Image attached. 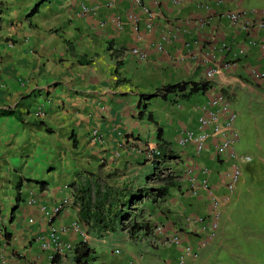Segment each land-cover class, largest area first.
Returning a JSON list of instances; mask_svg holds the SVG:
<instances>
[{
    "label": "crops",
    "instance_id": "obj_1",
    "mask_svg": "<svg viewBox=\"0 0 264 264\" xmlns=\"http://www.w3.org/2000/svg\"><path fill=\"white\" fill-rule=\"evenodd\" d=\"M40 1L0 0V108L16 107L19 117H0V255H4L3 259L10 262L8 257L14 254L19 264L33 260L46 264L45 254L39 252L33 240L47 229L48 221L68 224L77 216L72 202L56 218L52 214L63 197L71 196L68 186L76 174L95 172L106 162L107 169L113 167L123 172L125 167V173L116 181L124 182L128 178L134 187L146 184L143 177L151 172L152 166L150 162L140 164L138 150L154 145L156 138L146 132L145 114L162 129L163 139L178 157L177 162L173 160L166 165L179 174L181 227L185 216L202 214L207 202L204 197L187 196L184 171L190 169L199 177L200 168L207 167L213 189L223 194L225 179L220 172L221 164L213 157L211 148L198 157L191 148H178L177 134L183 128H196L199 107L217 91L231 93L234 87L247 88L248 84L264 86L254 82L249 74L251 68L260 65V54L255 48L247 50L238 64L214 79L205 78L208 67L202 61V54L211 42H226L233 47L232 51L245 43L244 35L221 17L228 9H241L242 1L228 0L215 16L211 15L213 20L206 28H199L195 21L210 15L200 8L165 9L158 27L173 31L176 37L163 52L153 45L158 31L149 35L142 27L135 31L129 19L136 11L132 0H116L113 6L109 0H46L35 15L28 17L29 9ZM81 5L95 7V15H81ZM100 23L104 26L100 27ZM252 35L263 39L264 31H253ZM136 46L147 51L146 61L139 62L127 54ZM220 58L215 60L217 65L228 62ZM189 81H209L212 88L189 97L178 92L164 98L152 97L163 86ZM143 100H148L146 105H149L138 119ZM38 110L43 115L36 118ZM92 129L102 135V146L90 141ZM121 143L123 158L109 162L108 157ZM19 172L16 197L19 195L22 201L21 190L25 186L26 204L16 217L14 210L20 209L21 201L16 203L15 197V202H11L4 189L7 184H13ZM38 181L46 183L44 191L39 190L35 183ZM44 212L51 214L49 220L43 216ZM161 212L165 213L166 224L175 222L176 219L170 220L172 208ZM100 238L88 232L87 244L95 248L93 245L104 242ZM116 238L128 241L125 232H119ZM189 238L196 237L189 235ZM68 239L79 241L73 234ZM168 258L165 264H173L171 255ZM65 259L59 264L65 263ZM186 264L193 262L189 260Z\"/></svg>",
    "mask_w": 264,
    "mask_h": 264
},
{
    "label": "built area",
    "instance_id": "obj_2",
    "mask_svg": "<svg viewBox=\"0 0 264 264\" xmlns=\"http://www.w3.org/2000/svg\"><path fill=\"white\" fill-rule=\"evenodd\" d=\"M116 0H109V5L113 6ZM228 0H132L135 12H132L129 19L132 21L135 31L142 27L146 34L159 32V36L153 42L158 52H163L167 44L175 39L173 31H167L162 26L158 27L159 20L163 18L165 9L194 7L200 8L209 13L203 17L196 18V24L199 28H206L212 22L211 15L215 16L220 7L225 5ZM79 13L81 15H95L96 9L93 6L81 5ZM231 27L237 28L244 35V45L235 48L226 42H211L206 51L202 54V61L208 67L205 78L214 79L224 70L231 68L239 63L247 54L249 49H257L260 54V65L257 68H251L250 77L254 82L264 85V38L258 39L252 35L264 31V10L246 11L244 9H228L221 14ZM118 24L117 20H113ZM100 27L104 24L100 23ZM130 57L139 62L147 60V51L140 47H132L128 51ZM226 60L232 63L218 64L216 59ZM197 126L195 129H181L177 134V147L181 149L191 148L195 157L200 156L207 148L213 150V157L220 165L222 178L225 179L222 188L223 194H218L213 189L209 181L210 170L203 166L200 168L197 177L192 170L184 171V178L187 184V196L191 198L204 197L206 206L204 211L197 213L194 217L186 216L182 222L181 228L168 230L164 226H157L154 229L152 243L154 245H167L178 248V255L175 264H185L186 259L196 260L199 257L200 250L207 247L215 237L220 220V209L228 204L234 194L237 183L241 179L240 163L248 162V157L237 156L234 152L233 145L236 141V134L233 130V123L236 117L235 112L231 109L230 103L220 92L210 96L207 101L199 107ZM43 113L38 111L35 116L40 117ZM90 141L96 144H102L103 139L97 129L90 132ZM122 144L120 145V147ZM118 155V153H115ZM160 153L156 147L150 146L145 150V158L153 161ZM72 202L70 197H63L53 209L54 215L62 213ZM51 215V214H50ZM48 212L43 216L49 220ZM60 224V223H59ZM54 224L48 228L46 235L38 236L36 241L43 251L51 250L53 254L63 255L71 251L73 246L70 241H64L63 238L70 234L80 235L83 240H87L85 231L82 230L77 220L69 224ZM189 235H194L196 241H192ZM192 237V236H191ZM193 239V238H192ZM115 254L120 252L115 250Z\"/></svg>",
    "mask_w": 264,
    "mask_h": 264
},
{
    "label": "rangeland",
    "instance_id": "obj_3",
    "mask_svg": "<svg viewBox=\"0 0 264 264\" xmlns=\"http://www.w3.org/2000/svg\"><path fill=\"white\" fill-rule=\"evenodd\" d=\"M241 1L240 8L246 11L264 10V0ZM223 94L230 101L231 109L236 114L232 126L237 138L233 145L234 152L238 156L249 157L250 161L241 164L242 179L236 187L230 204L221 214L215 238L193 264H264V86L251 84H248L247 88L236 86L233 92H223ZM147 103L148 100L142 101L140 111L144 112V107L149 105H146ZM144 119L146 132L155 139L157 126L149 120L148 114H145ZM141 148L138 150L139 155L145 149L144 146ZM121 158H123L122 153L118 157L110 155L108 161L117 162ZM22 170L21 168L20 171ZM23 176L26 177V174L23 173ZM20 177L19 172L13 184H7V188L4 189L5 195L10 197L11 202H15L16 186ZM179 184L178 181L176 187L170 189L169 195L159 203V207L149 202L145 203V208L152 216L151 224L165 225L167 219L161 210L167 212L172 208L173 214L170 220H176L168 223L166 228L169 230L179 226L180 196L177 193ZM21 198L20 209L14 210L16 217L20 216L21 208L26 204L25 186L22 187ZM157 215L160 219L156 218ZM125 236L128 241L116 238L112 239V242L93 245L95 254L91 255L88 264H165V260L174 252V249L168 246L154 247L146 242L133 241L127 232ZM117 248L121 251V255L112 253ZM62 264L73 263L67 261Z\"/></svg>",
    "mask_w": 264,
    "mask_h": 264
},
{
    "label": "trees",
    "instance_id": "obj_4",
    "mask_svg": "<svg viewBox=\"0 0 264 264\" xmlns=\"http://www.w3.org/2000/svg\"><path fill=\"white\" fill-rule=\"evenodd\" d=\"M44 1L46 0H41L39 4L35 5L28 17L35 15L39 5ZM188 87L190 91L188 90L189 93L185 94ZM211 88V84L208 81L181 82L163 86L152 97L160 96L164 98L167 94L177 92L184 94V97H189L193 94H204ZM8 116L18 117L16 107L0 108V117ZM142 116L143 112H140L138 119H141ZM149 116L148 114V118ZM156 130L155 146L160 155L151 162V172L143 177L145 185L134 187L133 182L128 178L124 182L116 181V178L121 177L122 173H125V167L122 168L123 172L113 167L107 169V163L103 162L97 167L95 172L87 171L76 174L75 179L68 186L72 205L77 211L78 220L86 227L88 232L96 234L101 237L100 239L106 235L102 244L107 243V241L112 242V239H116L119 232H127L133 241L140 240L141 236L146 238L151 236L154 225L149 221V217L151 218L152 216L149 210L145 208V203L149 202L153 206L159 205L169 195L170 189L176 187L179 181V176H174L169 171L171 168L166 165L170 161L178 159V157L163 139L162 129L156 127ZM48 132L50 131L48 130ZM97 145L102 146L103 143ZM116 152L113 151L112 155ZM141 159L142 162L145 161L143 155H140V164H142ZM35 183L40 191H44L47 188L44 182L38 181ZM151 184L153 185L151 186ZM18 201H21L19 195L16 197V203ZM115 250L121 252L118 248L113 251ZM94 254V248L85 243L77 242L66 259L68 258L73 264H88L91 260V255ZM60 262V256H55L52 260V264Z\"/></svg>",
    "mask_w": 264,
    "mask_h": 264
},
{
    "label": "clouds",
    "instance_id": "obj_5",
    "mask_svg": "<svg viewBox=\"0 0 264 264\" xmlns=\"http://www.w3.org/2000/svg\"><path fill=\"white\" fill-rule=\"evenodd\" d=\"M128 54V53H127ZM208 80V79H207ZM209 82V81H208ZM217 92H220L223 96H225L224 94H223V90H219V91H217ZM226 97V96H225ZM227 98V97H226ZM227 100H228V98H227ZM229 101V100H228ZM229 103H230V101H229ZM231 106V105H230ZM38 111H40V110H38ZM37 113V112H36ZM35 113V114H36ZM36 117V116H35ZM37 118V117H36ZM93 130V129H92ZM91 130V131H92ZM122 145H124L123 143H121ZM120 144V145H121ZM120 145H119V147H118V149H116V150H114V151H117L116 153H118V155H116V154H114L113 156L114 157H118L120 154H121V152H122V146L120 147ZM150 146H154V147H156L155 146V143H154V145H150ZM149 145H147L146 147H145V149H144V152H142V155H143V159L145 160L144 162H153V161H149V160H147L146 158H145V150L148 148V147H150ZM179 148V147H178ZM237 155V154H236ZM177 156V155H176ZM238 156V155H237ZM240 157H243V156H240ZM249 158V157H248ZM250 159V158H249ZM175 161V160H174ZM178 161V159H176V162ZM250 161V160H249ZM248 161V162H249ZM242 163H247V162H242ZM242 163H240V168H241V179H242V167H241V164ZM174 176H176V174H178V171L177 170H175V169H170L169 170ZM181 176H182V178H183V175L182 174H180ZM179 178V177H178ZM241 179H240V181H241ZM179 180V179H178ZM239 181V182H240ZM238 182V183H239ZM238 183H237V185H238ZM185 185H186V183H185ZM237 185H236V187H237ZM235 190H236V188H235ZM234 194H235V191H234ZM234 194L232 195V197H231V200H232V198H233V196H234ZM71 197V196H70ZM231 200H230V202H231ZM230 202L228 203V204H230ZM228 204H226V205H224V206H222L221 207V209H220V218H221V214H222V212H223V210H224V208H226L227 206H228ZM69 207V206H68ZM76 209V208H75ZM77 212V211H76ZM59 214H57V215H54L55 216V218H56V216H58ZM188 216V215H187ZM186 217V216H185ZM184 217V218H185ZM73 220H77L79 223H80V225H81V228H82V230L83 231H85V234H86V236H87V240H83L82 239V237L80 236V235H75V234H73L74 236H77L78 238H79V241L78 242H82V243H85V244H87V241H88V230L86 229V227L78 220V216H75L71 221H73ZM70 221V222H71ZM69 222V223H70ZM219 222H220V220H219ZM68 223V224H69ZM48 226H47V229L45 230V231H43V232H39L36 236H35V238H34V240H33V242L34 243H37V241H36V239H37V237L38 236H41V235H46V233H47V231H48V228L51 226V225H54V223L52 222V221H48ZM55 224H59V223H55ZM59 225H61V224H59ZM66 225V224H65ZM157 226H164L165 228L167 227V224H165V225H162V224H158V223H155L154 224V229L157 227ZM175 228H181V225H180V223H179V226L178 227H175ZM154 229H153V232H152V234H151V236H149V237H143V236H141V238H139L140 240H138V242H140V243H149L151 246H154V247H159V246H167V245H162V244H159V245H154L153 243H152V237H153V233H154ZM218 229V228H217ZM170 230H173V229H169V231ZM217 231V230H216ZM9 235V234H8ZM70 235H72V234H70ZM215 236H216V232H215ZM215 238V237H214ZM213 238V239H214ZM63 240L64 241H70L69 239H68V236H66V237H64L63 238ZM192 241H196V238H193V239H191ZM213 241V240H212ZM212 241L210 242V244L212 243ZM71 243H72V246H73V248H74V242L73 241H70ZM101 244L103 243V242H100ZM209 244V245H210ZM37 245H38V248H39V252L41 253V254H45V256H46V264H52V260H53V258L55 257V256H60L61 257V259H64V258H66L67 257V255L69 254V253H71V251L73 250V248H72V250L71 251H68V252H66V253H64L63 255H59V254H53V252L51 251V250H48V251H43V250H41L40 249V247H39V244L37 243ZM88 245V244H87ZM209 245L207 246V247H205L204 249H202V250H200V252H199V257L196 259V260H191V259H186V261H185V264L187 263V261H192V262H195V261H197L200 257H201V255H202V252L206 249V248H208L209 247ZM168 247H171V248H173L174 249V252H173V254H171V257H172V263L173 264H175V261H176V258H177V255H178V248H175V247H172V246H168ZM114 255H121V252L119 253V254H115L114 253V251L112 252ZM3 256L4 255H0V260H2L1 261V264H19L17 261H15L14 260V257H15V255L14 254H12V256L13 257H11V258H9L8 257V259L10 260V262H7V260L6 259H3ZM66 260V262L67 261H69L68 259H65ZM28 264H37V261L36 260H33L32 262H29ZM59 264V263H58Z\"/></svg>",
    "mask_w": 264,
    "mask_h": 264
}]
</instances>
